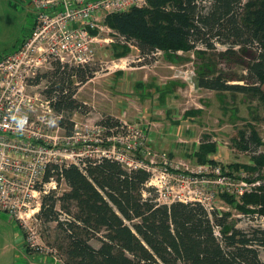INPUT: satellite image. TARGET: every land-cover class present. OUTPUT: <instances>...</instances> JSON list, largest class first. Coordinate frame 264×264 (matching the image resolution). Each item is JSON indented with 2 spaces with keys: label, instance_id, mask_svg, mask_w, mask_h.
<instances>
[{
  "label": "rangeland",
  "instance_id": "1",
  "mask_svg": "<svg viewBox=\"0 0 264 264\" xmlns=\"http://www.w3.org/2000/svg\"><path fill=\"white\" fill-rule=\"evenodd\" d=\"M33 24L29 0H0V58L17 49ZM99 25L93 32L97 40L92 42L91 64H68L64 72L53 73L59 62L53 61L51 67H42L35 78L27 80L28 90L41 98H51L45 91L51 86L71 92L77 107L60 111L65 117L61 125L65 132L70 123V131L75 125L81 131V141L74 149L80 152L78 165L82 166L81 159L121 155L149 169L145 186L154 189L159 203L200 201L227 214L228 226L248 230L264 225V217L245 200L258 186L260 179L256 178L264 179L261 104L244 93L196 85L200 75L244 74L238 47L232 55L224 53L225 45L216 43L212 49L197 45L142 56L134 40H127L104 19ZM243 52L240 56L248 60L247 55L255 50ZM82 70L90 77L80 82ZM253 131L261 145L255 148L248 142L245 149L244 138ZM52 174L59 180L57 173ZM65 190L68 185L62 183L47 194L57 198ZM40 206L27 218L26 227L0 210V264H25L22 252L32 259L40 256L43 264H64L58 248L64 235L55 221L40 217ZM55 209L60 218L66 216L60 200L56 199ZM29 228L37 248L27 243ZM90 243L99 245L95 238Z\"/></svg>",
  "mask_w": 264,
  "mask_h": 264
},
{
  "label": "trees",
  "instance_id": "2",
  "mask_svg": "<svg viewBox=\"0 0 264 264\" xmlns=\"http://www.w3.org/2000/svg\"><path fill=\"white\" fill-rule=\"evenodd\" d=\"M105 21L134 40L142 56L197 45L212 49L216 43L232 55L238 47L244 74L200 75L196 85L247 94L259 100L264 114V0H146L144 6L107 14ZM250 48L255 52L244 60L240 52ZM65 66L56 62L53 73L64 72ZM78 77L83 82L90 76L82 70ZM45 91L57 112L77 107L66 87ZM249 136L245 149L248 142L261 145L256 131ZM81 163L55 164L44 175L55 172L68 185L55 199L45 195L39 213L45 221H55L64 235L58 245L64 264H264V225L248 230L228 226L227 214L200 201L159 203L154 189L145 186L150 172L143 168L127 169L103 156ZM256 179L258 186L245 200L264 217V179ZM56 199L66 214L63 219ZM91 238L99 245L93 246Z\"/></svg>",
  "mask_w": 264,
  "mask_h": 264
},
{
  "label": "built area",
  "instance_id": "3",
  "mask_svg": "<svg viewBox=\"0 0 264 264\" xmlns=\"http://www.w3.org/2000/svg\"><path fill=\"white\" fill-rule=\"evenodd\" d=\"M29 4L34 13L30 35L14 52L0 58V210L24 227L43 196L66 184L62 175L60 181L53 174L45 178L47 168L80 166V152L74 149L82 137L76 125L64 131L61 120L65 117L54 109V98L31 93L27 80L35 78L42 67H51L53 61L91 64L92 42L97 40L93 32L102 26L100 21L109 13L144 6L146 0H29ZM112 156L132 166L128 169L149 171L139 162ZM34 238L29 228L27 243L37 248Z\"/></svg>",
  "mask_w": 264,
  "mask_h": 264
},
{
  "label": "crops",
  "instance_id": "4",
  "mask_svg": "<svg viewBox=\"0 0 264 264\" xmlns=\"http://www.w3.org/2000/svg\"><path fill=\"white\" fill-rule=\"evenodd\" d=\"M22 255L26 259V263L25 264H34V263L40 264L41 262H45V260L43 258H39L40 256H37L38 258H36V256H35V258L32 259V256H30V255H28L26 253L24 254L22 252ZM41 264H43V263H41Z\"/></svg>",
  "mask_w": 264,
  "mask_h": 264
},
{
  "label": "clouds",
  "instance_id": "5",
  "mask_svg": "<svg viewBox=\"0 0 264 264\" xmlns=\"http://www.w3.org/2000/svg\"><path fill=\"white\" fill-rule=\"evenodd\" d=\"M22 126V125H21Z\"/></svg>",
  "mask_w": 264,
  "mask_h": 264
}]
</instances>
